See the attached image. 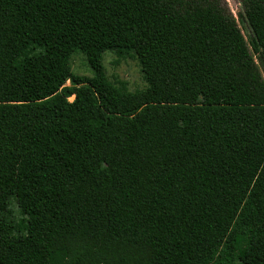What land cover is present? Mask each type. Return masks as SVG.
<instances>
[{
    "label": "trees",
    "instance_id": "16d2710c",
    "mask_svg": "<svg viewBox=\"0 0 264 264\" xmlns=\"http://www.w3.org/2000/svg\"><path fill=\"white\" fill-rule=\"evenodd\" d=\"M241 4L250 44L224 0H0V264H264V0Z\"/></svg>",
    "mask_w": 264,
    "mask_h": 264
},
{
    "label": "rangeland",
    "instance_id": "374dc122",
    "mask_svg": "<svg viewBox=\"0 0 264 264\" xmlns=\"http://www.w3.org/2000/svg\"><path fill=\"white\" fill-rule=\"evenodd\" d=\"M227 9L236 19L239 28L244 35L248 44H250V30L248 26L240 21V16L243 13L241 0H224ZM259 68L264 75L258 60L256 59ZM103 66L105 68L108 79L116 84L125 83L130 93H136L147 88V84L143 79L140 65L136 59H121L114 53H107L103 59ZM72 73L77 77H93V72L88 65L87 59L84 55H75L71 59ZM70 86V83H67ZM73 101V99H71Z\"/></svg>",
    "mask_w": 264,
    "mask_h": 264
}]
</instances>
